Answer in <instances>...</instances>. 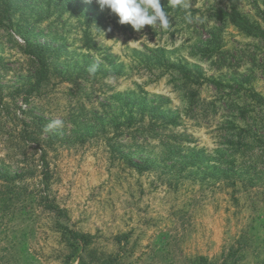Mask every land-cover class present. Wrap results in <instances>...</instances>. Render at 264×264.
<instances>
[{
    "label": "rangeland",
    "instance_id": "374dc122",
    "mask_svg": "<svg viewBox=\"0 0 264 264\" xmlns=\"http://www.w3.org/2000/svg\"><path fill=\"white\" fill-rule=\"evenodd\" d=\"M160 2L0 0V264H264V0Z\"/></svg>",
    "mask_w": 264,
    "mask_h": 264
},
{
    "label": "clouds",
    "instance_id": "9594fccd",
    "mask_svg": "<svg viewBox=\"0 0 264 264\" xmlns=\"http://www.w3.org/2000/svg\"><path fill=\"white\" fill-rule=\"evenodd\" d=\"M91 2V0H89ZM101 10L108 9L118 17V23L128 24L134 31L139 32L145 25L159 24L162 29L170 25L169 15L162 7L160 0H95ZM182 5V0H171V6ZM95 66L89 68L94 74ZM62 119H54L47 126L48 129L63 127Z\"/></svg>",
    "mask_w": 264,
    "mask_h": 264
},
{
    "label": "trees",
    "instance_id": "16d2710c",
    "mask_svg": "<svg viewBox=\"0 0 264 264\" xmlns=\"http://www.w3.org/2000/svg\"><path fill=\"white\" fill-rule=\"evenodd\" d=\"M4 2H6V0H4ZM261 14V16L264 18V10ZM229 19L231 23L243 33L264 38V28L260 27L256 22L250 21L246 16L240 14L236 7L233 5H231ZM39 72L41 75H43V70ZM40 79L41 78L37 80V83L40 82Z\"/></svg>",
    "mask_w": 264,
    "mask_h": 264
}]
</instances>
